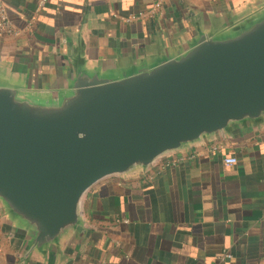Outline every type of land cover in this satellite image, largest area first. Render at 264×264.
Segmentation results:
<instances>
[{
    "label": "water",
    "instance_id": "1",
    "mask_svg": "<svg viewBox=\"0 0 264 264\" xmlns=\"http://www.w3.org/2000/svg\"><path fill=\"white\" fill-rule=\"evenodd\" d=\"M264 129V0L194 13L140 43L67 32L32 60L0 49V227L22 264L85 248L89 192Z\"/></svg>",
    "mask_w": 264,
    "mask_h": 264
},
{
    "label": "crops",
    "instance_id": "2",
    "mask_svg": "<svg viewBox=\"0 0 264 264\" xmlns=\"http://www.w3.org/2000/svg\"><path fill=\"white\" fill-rule=\"evenodd\" d=\"M1 1L19 34L0 35V49L32 60L55 54L80 25L140 43L244 0ZM228 157L236 163L225 165ZM84 211L91 236L64 264H264V129L166 157L145 177L102 181ZM0 264H22L1 227Z\"/></svg>",
    "mask_w": 264,
    "mask_h": 264
},
{
    "label": "built area",
    "instance_id": "3",
    "mask_svg": "<svg viewBox=\"0 0 264 264\" xmlns=\"http://www.w3.org/2000/svg\"><path fill=\"white\" fill-rule=\"evenodd\" d=\"M46 0H38V6H42L43 2ZM29 23H32V19H30ZM2 34H9L17 36L19 34V29L13 26V22L10 19V16L0 0V35ZM224 164L227 166L234 165L236 163V159L234 157L224 158ZM148 181H151V178L148 177ZM229 257L228 254H226Z\"/></svg>",
    "mask_w": 264,
    "mask_h": 264
}]
</instances>
